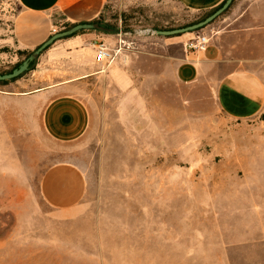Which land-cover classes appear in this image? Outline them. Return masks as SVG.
Returning <instances> with one entry per match:
<instances>
[{
  "label": "rangeland",
  "instance_id": "1",
  "mask_svg": "<svg viewBox=\"0 0 264 264\" xmlns=\"http://www.w3.org/2000/svg\"><path fill=\"white\" fill-rule=\"evenodd\" d=\"M144 1L108 0L102 21L117 32L83 34L102 43L121 34L134 51L143 39L167 37L158 28L199 17ZM231 7L190 33L210 37L225 28ZM21 17L17 0H0V72L27 59L12 35ZM60 41L19 80L35 87L82 74L72 61L48 60ZM152 72L135 75L133 88L89 86L97 114L86 136L65 147L86 178L85 197L72 209L53 207L34 166L0 149V264H264V111L230 120L212 94L156 81Z\"/></svg>",
  "mask_w": 264,
  "mask_h": 264
},
{
  "label": "crops",
  "instance_id": "2",
  "mask_svg": "<svg viewBox=\"0 0 264 264\" xmlns=\"http://www.w3.org/2000/svg\"><path fill=\"white\" fill-rule=\"evenodd\" d=\"M17 1L22 17L12 35L18 48L25 51L43 45L60 30L61 24L98 19L108 2ZM160 1L175 3L190 14L201 15L226 0L144 2ZM221 22L226 24L225 28L210 36L204 48H186L194 33L147 38L136 50L128 49L114 62L97 58L95 44L100 42L96 33L62 39L48 52V60L72 61L73 71L83 73L49 85L30 87L29 81L17 80L1 87L0 149H8L10 152L5 154L34 166L43 197L63 211L77 206L86 194V178L74 160L65 158V147L86 136L97 114L90 85L97 87L104 80L124 90L134 87L135 75H142L140 71H153L151 76L156 81L195 85L200 91L212 94L217 108L230 120L257 118L264 111V0H235L231 16H225ZM106 37L105 44L110 48L117 40H124L121 34ZM32 80L31 83L38 78Z\"/></svg>",
  "mask_w": 264,
  "mask_h": 264
},
{
  "label": "water",
  "instance_id": "3",
  "mask_svg": "<svg viewBox=\"0 0 264 264\" xmlns=\"http://www.w3.org/2000/svg\"><path fill=\"white\" fill-rule=\"evenodd\" d=\"M234 0H226L224 5L214 12L212 15L207 17L205 20L190 25L187 27H182L178 29L168 30V31H157L156 33L161 36L172 37L176 35H183L185 33H190L202 29L208 25H210L214 20H216L219 16H221L233 3ZM82 30H100V31H108L103 28L98 23H81L77 24L69 30H65L62 32H57L53 34L43 45L38 47L18 68L14 69L9 74L0 75V81H9L16 79L23 75L24 73L31 71L34 66L35 62L39 58L40 54L46 50L49 46L54 44L57 40L63 39L65 37H69L74 35L75 33L82 31Z\"/></svg>",
  "mask_w": 264,
  "mask_h": 264
},
{
  "label": "trees",
  "instance_id": "4",
  "mask_svg": "<svg viewBox=\"0 0 264 264\" xmlns=\"http://www.w3.org/2000/svg\"><path fill=\"white\" fill-rule=\"evenodd\" d=\"M235 1V0H234ZM234 1H233V3H234ZM226 2V1H225ZM224 2V3H225ZM224 3L223 4H221L218 8H216V9H213V10H211V11H209V12H206V13H203V14H201V15H199V17H198V19H196L195 21H193L192 23H190V24H188V25H185L184 27H187V26H190V25H194V24H197V23H199V22H201V21H203V20H205L207 17H209L210 15H212L214 12H216L218 9H220L223 5H224ZM232 3V4H233ZM232 6V5H231ZM230 6V7H231ZM229 7V8H230ZM228 8V9H229ZM227 9V10H228ZM226 10V11H227ZM225 11V12H226ZM224 12V13H225ZM223 13V14H224ZM102 16H103V13L100 15V17L98 18V19H96V20H94V21H92V22H90V23H98L99 25H101L103 28H105L106 30H108V31H112V30H115V32H117V28H118V26H113L112 24H110V23H106V22H104V21H102ZM124 17H126V15H124L123 16V19H122V22H123V24L125 23V18ZM220 17V16H219ZM215 21V20H214ZM75 25H77V24H71V23H64L63 24V26H62V28L60 29V32H62V31H65V30H69V29H71L72 27H74ZM157 30H159V31H164V29L163 28H158ZM199 30H201V29H199ZM199 30H197V31H194V32H198ZM86 31H89V30H82V31H79V32H77V33H75L74 35H72V36H69V37H65V38H63V39H68V38H72V37H75V36H77V35H79V34H83L84 32H86ZM95 31H98L99 32V30H95ZM177 36H180V35H177ZM60 40H62V39H60ZM50 48V46L47 48V49H49ZM36 49H38V48H36ZM35 49V50H36ZM46 49V50H47ZM35 50H33V51H22V52H19V55L20 56H24V58H28ZM45 51V50H44ZM43 51V52H44ZM22 64V62H19V63H17L16 65H14V67L10 70V71H8V72H0V75H4V74H9V73H11L14 69H16V68H18L20 65ZM27 73V72H26ZM26 73H24L23 75H21L20 77H18V78H16V79H13V80H9V81H0V85L1 86H3V85H7V84H10V83H13V82H15V81H17V80H19L21 77H23Z\"/></svg>",
  "mask_w": 264,
  "mask_h": 264
},
{
  "label": "built area",
  "instance_id": "5",
  "mask_svg": "<svg viewBox=\"0 0 264 264\" xmlns=\"http://www.w3.org/2000/svg\"><path fill=\"white\" fill-rule=\"evenodd\" d=\"M208 42L209 36L198 35L186 43V48L188 50L201 49L204 48ZM131 45H133V43H130V41H126L125 39L121 40L119 46L116 48H110L105 43L100 42L95 44L96 56L99 60L114 62L117 57L130 49Z\"/></svg>",
  "mask_w": 264,
  "mask_h": 264
}]
</instances>
